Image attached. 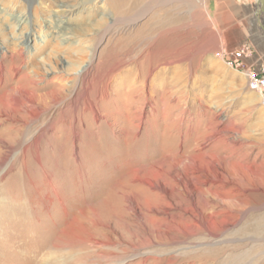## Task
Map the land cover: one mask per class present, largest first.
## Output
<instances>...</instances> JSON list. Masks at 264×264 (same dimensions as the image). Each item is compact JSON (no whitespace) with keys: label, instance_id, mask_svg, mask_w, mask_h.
<instances>
[{"label":"rangeland","instance_id":"obj_1","mask_svg":"<svg viewBox=\"0 0 264 264\" xmlns=\"http://www.w3.org/2000/svg\"><path fill=\"white\" fill-rule=\"evenodd\" d=\"M208 6L0 0V264H264L255 46Z\"/></svg>","mask_w":264,"mask_h":264},{"label":"crops","instance_id":"obj_2","mask_svg":"<svg viewBox=\"0 0 264 264\" xmlns=\"http://www.w3.org/2000/svg\"><path fill=\"white\" fill-rule=\"evenodd\" d=\"M239 0H208L209 3H212V8H208L216 12L219 24L225 28L231 26L230 23H226V20L231 16L232 13L234 18L235 31L229 30L224 32V37L229 41H239V42H249L252 43L255 47L254 54L252 58L247 59V64L251 70L257 71L260 66L264 65V37L260 35L257 25L248 24L247 18L250 13H248V8L246 4L242 5ZM192 8V7H191ZM252 19V16L250 15ZM256 24V22H255ZM242 61V60H241ZM244 64V62L242 61Z\"/></svg>","mask_w":264,"mask_h":264},{"label":"bare ground","instance_id":"obj_3","mask_svg":"<svg viewBox=\"0 0 264 264\" xmlns=\"http://www.w3.org/2000/svg\"><path fill=\"white\" fill-rule=\"evenodd\" d=\"M195 17V16H194ZM193 18V17H192ZM197 19V18H196ZM28 16H26L23 13H19V14H13L11 16V19L9 21V23H7V27L9 28H14V27H18V29L22 26H24L25 24H27L28 22ZM60 23L57 24H61V20L59 21ZM195 24V23H194ZM197 24V23H196ZM57 27V25L55 26ZM60 28V26H59ZM61 28L62 25H61ZM34 32V31H33ZM58 32H62V30H58ZM15 33V30H13L12 34ZM21 35V34H19ZM208 35V34H207ZM92 57L89 59V61L87 63H85L84 65H79L77 66V68L75 69V75L81 79V81H85L88 78V75L90 74V68H91V64H92ZM66 66H70L69 63H66ZM14 98V97H13ZM13 100V99H12ZM32 100L28 97H26V95H22V100H21V108H25V107H29L32 105ZM29 103V104H28ZM167 205V204H166ZM130 207L133 208L135 211L139 212L137 206H134L133 201H130ZM139 214V213H138Z\"/></svg>","mask_w":264,"mask_h":264},{"label":"built area","instance_id":"obj_4","mask_svg":"<svg viewBox=\"0 0 264 264\" xmlns=\"http://www.w3.org/2000/svg\"><path fill=\"white\" fill-rule=\"evenodd\" d=\"M244 74L247 77L249 88L258 92L264 106V65L260 66L257 71L246 70Z\"/></svg>","mask_w":264,"mask_h":264}]
</instances>
